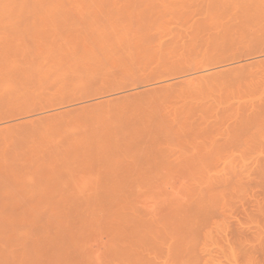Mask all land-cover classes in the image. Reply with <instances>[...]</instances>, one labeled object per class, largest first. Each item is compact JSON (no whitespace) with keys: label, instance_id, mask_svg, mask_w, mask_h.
<instances>
[{"label":"rangeland","instance_id":"rangeland-1","mask_svg":"<svg viewBox=\"0 0 264 264\" xmlns=\"http://www.w3.org/2000/svg\"><path fill=\"white\" fill-rule=\"evenodd\" d=\"M215 1L33 2L16 6L25 17H0V139L109 129L171 110L179 90L218 104L128 145L1 174L0 264H264V10ZM53 6L105 21L45 19ZM141 22L144 34L123 33ZM57 29L119 34L65 57L17 64L16 54L46 44L40 34Z\"/></svg>","mask_w":264,"mask_h":264},{"label":"bare ground","instance_id":"bare-ground-1","mask_svg":"<svg viewBox=\"0 0 264 264\" xmlns=\"http://www.w3.org/2000/svg\"><path fill=\"white\" fill-rule=\"evenodd\" d=\"M48 1L49 2H56V1L60 2L62 0H60V1L59 0H0V17L7 16V15L19 14L20 12H18L15 9L17 5L26 6V5L31 4L33 2H39V3L41 2V4H42V3H45V2H48ZM68 1H71V0H68ZM124 1L126 3H128V4L133 3V0H124ZM155 1H157V0H155ZM216 1H215V4H216ZM144 2H146V1H144ZM212 2H214V1H212ZM48 3H47V5H48ZM178 3H180V2H178ZM41 4H39V5H41ZM51 4H53V3H51ZM154 4H152V5H154ZM202 4H204V3H202ZM233 4H237L235 6H240V7L244 8V9H246V10L249 9L250 7H254V9H257V11H260V12H261L262 9L264 10V0H240L238 3H233ZM44 5H42V6H44ZM204 5H202L203 10H205L204 9V7H205ZM226 5L227 4H225L223 6L227 7ZM126 6H128V5H126ZM216 6L217 5H214V7H216ZM59 7H61V6H59ZM48 8H50V7H48ZM218 8H216V10ZM207 9H208V7H207ZM212 9H214V8H212ZM230 9H228V11H230ZM203 10H202V12H203ZM252 11H253V9H252ZM202 12H200V13H202ZM20 14L23 15V12H21ZM44 14H45L44 15L45 19H48V20H59L62 23H64V22L67 23L69 21H76L77 20V22H79V21L80 22L86 21L88 23L97 22V24H98V23H101V22L104 23V21H105V19L102 16H92V18L88 19L89 16L87 18L86 16H79L78 15V16H75L74 18H72L68 14L64 13L63 11H60V9L55 8L54 6H53V9L44 11ZM208 15L206 16V17H208L207 19H209V17H210ZM17 18H18V16H17ZM146 18H148V17H146ZM86 19H88V20H86ZM143 19L145 21H147L145 18H143ZM207 19L205 18L204 22H206ZM11 29H14V28H11ZM143 29H144V27H143V23L142 22L140 23V26H138V27H133V25L129 24V26H127L125 29H123V33H125L126 35L127 34L136 35V34H140V33L144 34L143 32L137 31V30H141L142 31ZM116 32H117L116 29H114V31H112L110 33H108V31H105V30H103V31L95 30V31H89V32L87 31V32H84V33L81 32V33H78L77 35H72L71 33H68V32L65 33V31L63 29L62 30H58V31H56V30L55 31H53V30L52 31H44V32H42V34H40L38 39H46L47 40L46 44L38 45V46H35V47L27 46L25 49H22L21 52L16 54L15 58L18 60L17 64H22L20 67H26L27 65L30 66L33 63L37 62L36 60H38V59L39 60L41 59L42 61H46V60H49V58L53 59L56 56H58L56 58H59L60 56L61 57H65L66 55L71 54V52H73V51L74 52L78 51L80 48L89 49V47L92 46V45L93 46L94 45L98 46L100 44L101 45L106 44V43H108L109 40H111L112 37H114L113 35H116L115 38H117V34H119V33H116ZM19 35H22V34L19 33L18 36ZM22 36H24V35H22ZM123 42H125V41H123ZM125 43H127V42H125ZM224 48H222V49H224ZM1 52H3V51L1 50ZM98 53H99V51H98ZM12 61H15V60H12ZM167 65L168 64H162V65H160V68L161 67H167ZM5 67H6L5 63L2 60V58L0 57V72ZM23 71H24V68H23ZM0 74H2V73H0ZM13 74H15V73H13ZM0 77H2V76H0ZM18 77H20V76H18ZM96 79L97 78H95V77L89 78V79H87L86 84L87 85L91 84ZM6 80H7V78H6ZM165 87H166V85H165ZM191 88H194V87H191ZM194 93H196V92H194ZM34 95H36V94H34ZM172 96H175V98L177 99V102L174 104V106H172L171 110H168V111H166L164 113H161L158 110L151 111V112H148V113H143L142 116L134 118L131 121L127 120L126 122H121L120 124H117L114 127L109 128V129L82 128V129H80V130H78L76 132H69L67 130H63L61 132L60 138L52 139V137H50V138H46L45 137V138L41 139L40 142H32V141L29 142V141H22V140H18V139L15 140V141H11L10 139H7V138H1L0 139V176H1V174L3 175V174L10 173L11 171H13L17 167H23V166L32 165V164H38V163H50V162L55 163V162L60 161V160H62V161L65 160L66 157L72 159V158H75L76 156H78L80 154V152H82L83 150L128 145V144L133 143L134 141H136V139L138 137L142 136L143 134H151L152 135V133H160V131H162V130L175 129L177 126L183 125L185 122H188L190 119L203 118V116L205 114H207V113H209V112H211L213 110H216L218 108V104L215 105V102H213L212 104H209V103H206L204 101H201V100H198V99L194 100L193 98H191L192 97L191 90H179L176 93H174V95H172ZM28 98L35 99L37 97L36 96H31V97L29 96ZM86 114H87V112H86ZM61 128L63 129V127L54 126L52 129L61 130ZM15 129H17V128H15ZM15 129H13V130H15ZM11 132H13V131H11ZM170 132L172 133V131H170ZM4 133H5V130H4L3 134ZM9 134H11V133H9ZM22 134H24V133H22ZM37 135L38 134H36V136ZM25 136H23V137H25ZM156 150H158V149H156ZM145 152H146V150H145ZM73 162H74V160H73ZM104 178H105V176H104ZM11 186H12V183H11ZM15 191H17V190H15ZM140 208L142 209V207H140ZM15 209H21V207L17 206V207H15ZM166 218H168V217H166ZM101 220H103V219H101ZM0 224L2 225L3 223H0ZM97 224H99V223H97ZM8 225H10L9 229H12L13 227H11V226H15V221L12 220L11 222H8ZM144 226H145V224H144ZM146 229H147V227H146ZM31 230H33V229H31ZM4 231H2V234L4 233ZM5 232H8V231H5ZM19 245H21V244H19Z\"/></svg>","mask_w":264,"mask_h":264}]
</instances>
